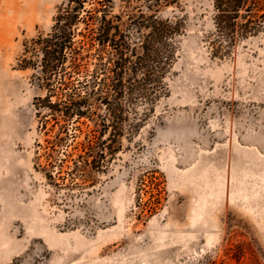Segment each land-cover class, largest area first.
Returning a JSON list of instances; mask_svg holds the SVG:
<instances>
[{"label":"rangeland","instance_id":"374dc122","mask_svg":"<svg viewBox=\"0 0 264 264\" xmlns=\"http://www.w3.org/2000/svg\"><path fill=\"white\" fill-rule=\"evenodd\" d=\"M67 3L0 0V264H264V28L214 56V0L168 6L184 26L167 93L67 195L37 167L45 91L19 66Z\"/></svg>","mask_w":264,"mask_h":264},{"label":"trees","instance_id":"16d2710c","mask_svg":"<svg viewBox=\"0 0 264 264\" xmlns=\"http://www.w3.org/2000/svg\"><path fill=\"white\" fill-rule=\"evenodd\" d=\"M121 1L115 13L114 0H68L50 30L26 43L20 57L19 66L33 69L45 91L35 98L48 135L39 144L37 167L67 195L96 185L123 136L138 132L167 93L184 21L162 14L179 0ZM214 9V31L207 35L214 56L229 55L264 28V0H214Z\"/></svg>","mask_w":264,"mask_h":264}]
</instances>
